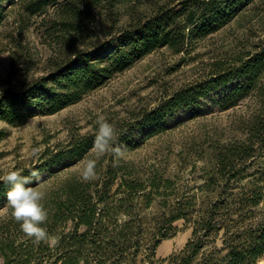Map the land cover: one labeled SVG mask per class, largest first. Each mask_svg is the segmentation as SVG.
<instances>
[{"label": "trees", "instance_id": "16d2710c", "mask_svg": "<svg viewBox=\"0 0 264 264\" xmlns=\"http://www.w3.org/2000/svg\"><path fill=\"white\" fill-rule=\"evenodd\" d=\"M102 1L0 0V21L7 6L18 5L27 16L47 15L48 8L54 7L55 16L47 21L45 34L56 44L43 74L22 78L0 91V120L22 125L35 115L54 114L160 48L187 50L195 40L229 23L254 2L170 0L122 27L105 31L96 11ZM19 49L11 51V67L21 58L31 60L27 47ZM214 93L221 109L232 108L246 97L254 99L255 107L244 125L245 139L217 151L215 168L208 178V183L215 185L213 196L203 200L198 209L191 201L178 200L150 228V223L135 211L131 196L143 184L125 177L131 176L126 165H110L99 183L68 182L63 198L46 205L49 218L44 227L59 237L57 246L36 245L27 237L9 239V224L0 227L1 264L257 263L264 256V167L252 172L248 168L264 154V42L230 61L212 63L210 72L201 79L170 92L136 115L132 123L122 125L116 142L122 148H131L136 144L132 138L135 132L142 138L160 132L178 112L195 110L201 100ZM95 135L92 132L72 139L49 153L42 164L20 173L30 176L33 170L44 172L81 157L92 149ZM3 136L0 130V140ZM117 178L118 187L126 186L130 194L115 201L110 190ZM9 187L0 183V203L7 201ZM181 218L191 222V237L179 251L156 258L160 241L174 234L172 223ZM67 223L70 225L65 230Z\"/></svg>", "mask_w": 264, "mask_h": 264}, {"label": "rangeland", "instance_id": "374dc122", "mask_svg": "<svg viewBox=\"0 0 264 264\" xmlns=\"http://www.w3.org/2000/svg\"><path fill=\"white\" fill-rule=\"evenodd\" d=\"M167 1L170 0H103L96 8L100 13L99 24L105 31H111ZM54 14V7H49L44 16H27L18 5L6 7L0 21V91L22 78L31 79L45 72L46 61L56 46L45 34V25ZM263 42L264 0H254L229 23L195 40L187 50L174 52L168 47L160 48L115 74L79 102L54 114L35 115L22 125L0 120V130L4 132L0 140V175L38 166L49 153L72 139L97 132L98 115L115 126L117 135L122 125L132 123L136 115L155 106L170 92L205 76L215 61H230L236 54H244ZM21 46L29 49L31 60L26 62L21 58L19 64L11 67V51H19ZM217 97L214 93L201 100L195 110L178 112L160 132L143 138L135 132L132 138L136 144L123 148L124 154L118 160L112 155L102 157L97 164V178L88 183L102 181L110 165L113 168L126 165L131 169V176L125 177L143 184L131 196L135 211L150 223V228L178 200L191 201L192 207L198 209L203 200L213 196L211 191L215 185H210L208 178L215 168L217 151L233 141L245 139L244 125L255 107L254 99L246 97L232 108L221 109L215 103ZM91 150L48 168L33 179L32 186L47 193L46 205L63 198L66 183L81 182L78 165L85 157L95 158ZM263 167L264 154L254 159L248 172ZM119 183L117 178L110 190L115 201L130 194L126 186L119 188ZM8 224L11 230L7 238L26 237L19 224L11 219L5 201L0 203V227ZM69 225L64 226L65 230ZM172 225L174 234L160 241L156 258L179 251L191 237V222L181 218ZM255 264H264V256Z\"/></svg>", "mask_w": 264, "mask_h": 264}, {"label": "clouds", "instance_id": "9594fccd", "mask_svg": "<svg viewBox=\"0 0 264 264\" xmlns=\"http://www.w3.org/2000/svg\"><path fill=\"white\" fill-rule=\"evenodd\" d=\"M97 132L94 138L92 152L95 158L85 157L80 164L79 178L81 182L88 183L97 178V164L105 155H112L117 160L123 156V148L116 142L115 126L103 115L96 119ZM34 150L33 155H36ZM38 171H31L30 176H23L19 171H7L0 175V183L10 185L6 192L7 208L10 217L19 224L22 233L34 244H47L55 247L59 237L48 232L44 225L49 218V210L45 201L47 193L38 186H32V178H38Z\"/></svg>", "mask_w": 264, "mask_h": 264}]
</instances>
